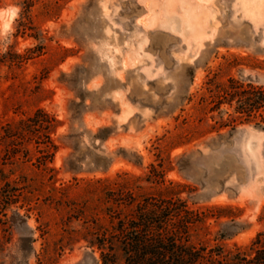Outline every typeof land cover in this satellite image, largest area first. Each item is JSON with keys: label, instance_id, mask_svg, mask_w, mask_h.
<instances>
[{"label": "rangeland", "instance_id": "374dc122", "mask_svg": "<svg viewBox=\"0 0 264 264\" xmlns=\"http://www.w3.org/2000/svg\"><path fill=\"white\" fill-rule=\"evenodd\" d=\"M231 78L264 87V0H0V264H100L112 199L171 186L206 216L192 243L247 251L264 124L215 108ZM37 110L45 165L34 138L3 140Z\"/></svg>", "mask_w": 264, "mask_h": 264}, {"label": "trees", "instance_id": "16d2710c", "mask_svg": "<svg viewBox=\"0 0 264 264\" xmlns=\"http://www.w3.org/2000/svg\"><path fill=\"white\" fill-rule=\"evenodd\" d=\"M217 98L216 109L226 104L233 108L238 120H259L257 126L264 124V87L244 85L231 78ZM229 118L232 120L231 115ZM54 123L52 117L37 110L25 121L4 126L7 152L11 149L17 153L21 141L34 138L37 147L43 145L37 149L42 155L41 165H45V159L56 150L49 135ZM173 189L171 186L168 196L149 195L136 204L131 193L127 194L128 204L123 199H112L116 211L107 210L109 226L101 228L89 241L99 253L100 264H264L263 233L255 237L247 251L228 252L220 246L192 243V230L204 225L206 216L191 209ZM121 205L130 209L127 214Z\"/></svg>", "mask_w": 264, "mask_h": 264}]
</instances>
